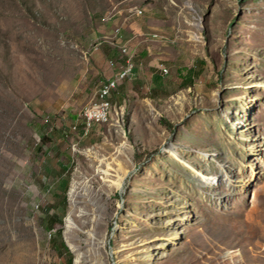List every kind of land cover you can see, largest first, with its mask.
Masks as SVG:
<instances>
[{"label": "rangeland", "instance_id": "rangeland-1", "mask_svg": "<svg viewBox=\"0 0 264 264\" xmlns=\"http://www.w3.org/2000/svg\"><path fill=\"white\" fill-rule=\"evenodd\" d=\"M0 264H264V0H0Z\"/></svg>", "mask_w": 264, "mask_h": 264}, {"label": "bare ground", "instance_id": "bare-ground-1", "mask_svg": "<svg viewBox=\"0 0 264 264\" xmlns=\"http://www.w3.org/2000/svg\"><path fill=\"white\" fill-rule=\"evenodd\" d=\"M141 14H142L141 9H138L136 7H133L129 10V15L137 16V15H141ZM120 30H117L116 32H118ZM151 36L153 38L158 37L157 34H152ZM120 51L125 56V62L126 63L124 62V66L115 75L116 76V85H117L118 81L123 80L127 77V72H131L133 74L134 68H135V62H134L135 53L129 45V40L124 41V43L121 44ZM159 63H157V65H162L163 70H168L163 64H159ZM161 73L163 75H165V72H161ZM99 93H100L101 100L105 101L106 112H103L99 116L94 117V109H95L96 105L98 104V102H96L90 106L85 107L82 111V117H83V121H84L86 126H90L94 122H106L110 119L111 104H110L109 100L107 99L108 96L110 95V93H108L107 91H101V86L98 90V99H99Z\"/></svg>", "mask_w": 264, "mask_h": 264}, {"label": "crops", "instance_id": "crops-1", "mask_svg": "<svg viewBox=\"0 0 264 264\" xmlns=\"http://www.w3.org/2000/svg\"><path fill=\"white\" fill-rule=\"evenodd\" d=\"M138 16H135L134 18V21H130L127 25H125L123 27V31H124V34L127 35V40H129V44L136 50L137 47H142V48H145V46L143 45V42H144V39L142 38L141 34L143 33L142 32V29H141V25L138 23ZM142 43V44H141ZM142 52L144 49H141ZM138 59V60H137ZM134 60H135V68L137 67H141V65H138L137 62L141 61L142 59L140 58H137V55L136 57H134ZM143 62V60L141 61ZM123 63H124V59H123ZM148 64L152 65L153 67L156 68V65H157V61H156V58H152ZM157 69V68H156ZM158 70V69H157Z\"/></svg>", "mask_w": 264, "mask_h": 264}, {"label": "built area", "instance_id": "built-area-1", "mask_svg": "<svg viewBox=\"0 0 264 264\" xmlns=\"http://www.w3.org/2000/svg\"><path fill=\"white\" fill-rule=\"evenodd\" d=\"M122 64H124V63H122ZM156 68L159 70V72H165V75L168 73V70L162 69V65H157ZM131 75H132L131 72H127V78L130 77ZM116 86H117L116 85V76L115 77H108V79L105 80L101 84V91H107L108 93L111 94L112 91L116 88ZM103 112H106L105 101L101 100L100 93H99V101H98V104L96 105V107L94 109V117L99 116Z\"/></svg>", "mask_w": 264, "mask_h": 264}]
</instances>
